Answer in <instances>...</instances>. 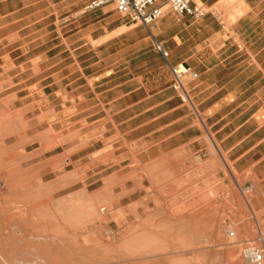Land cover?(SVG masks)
Here are the masks:
<instances>
[{
  "label": "crops",
  "instance_id": "1",
  "mask_svg": "<svg viewBox=\"0 0 264 264\" xmlns=\"http://www.w3.org/2000/svg\"><path fill=\"white\" fill-rule=\"evenodd\" d=\"M229 1L195 0L209 9L204 17L179 21L167 9L149 26L113 3L81 10L69 14L61 41L43 49L27 43V3L0 0V116L9 115L0 127L22 135L33 103L29 135L38 137L32 142L40 161L48 153L54 162L80 144L42 150L53 142L42 139L48 130L79 132L87 148L111 146L124 168L137 160L177 167L171 158L181 152V168H209L264 212V0ZM155 41L169 50L170 64L198 72L187 82L193 106L172 87ZM42 104L49 121H41Z\"/></svg>",
  "mask_w": 264,
  "mask_h": 264
},
{
  "label": "rangeland",
  "instance_id": "2",
  "mask_svg": "<svg viewBox=\"0 0 264 264\" xmlns=\"http://www.w3.org/2000/svg\"><path fill=\"white\" fill-rule=\"evenodd\" d=\"M23 1L32 23L27 43L44 49L61 41L69 14L81 11L89 0ZM233 11L241 13L239 7ZM34 107L27 103L22 135L0 127V264H144L161 252V264H179V258L181 264H249L244 256L248 245L242 241L260 243L264 212L247 194L242 197L234 182L225 184L209 168H181V152L171 158L177 167L140 160L136 168L119 167L121 157L113 147L87 148L89 138L79 132H45L42 139L53 142L42 150L66 146L73 139L80 144L54 162L48 153L40 161L32 142L38 137L29 135ZM41 107V121H49L50 112ZM8 117L1 115L0 125ZM81 148L84 157L71 159ZM229 229L238 242L231 243ZM41 240L75 251L66 255L62 248L63 256L54 262L39 256Z\"/></svg>",
  "mask_w": 264,
  "mask_h": 264
},
{
  "label": "built area",
  "instance_id": "3",
  "mask_svg": "<svg viewBox=\"0 0 264 264\" xmlns=\"http://www.w3.org/2000/svg\"><path fill=\"white\" fill-rule=\"evenodd\" d=\"M109 3L116 6L118 12L131 15L135 21L146 26L163 16L167 9H171L180 21L184 16H190L198 20L208 14L209 9L195 0H89L83 7V12L92 11L103 7ZM156 49L162 54L169 64L172 74V87L178 93L181 101L193 106L192 97L187 82L198 77V72L185 63L170 64V52L161 42L155 41ZM66 161H69L68 159ZM228 235L231 243H236L237 235L233 229H229ZM259 241L253 242L251 239H244L242 242L248 246L244 250V256L249 264L264 263V230L259 228Z\"/></svg>",
  "mask_w": 264,
  "mask_h": 264
},
{
  "label": "bare ground",
  "instance_id": "4",
  "mask_svg": "<svg viewBox=\"0 0 264 264\" xmlns=\"http://www.w3.org/2000/svg\"><path fill=\"white\" fill-rule=\"evenodd\" d=\"M92 200V199H91ZM92 203V202H91ZM94 214V213H93ZM95 214H96V212H95ZM101 214V213H100ZM164 215V214H163ZM94 216H96V215H94ZM100 218H101V216H100ZM179 223L180 224V227H181V221H176L175 222V224L176 223ZM4 224V223H3ZM14 225V224H13ZM1 226V225H0ZM5 226V225H4ZM15 226V225H14ZM19 226V225H18ZM17 227V226H16ZM180 227H178V228H180ZM4 228V227H3ZM176 228V227H175ZM58 231H60L59 229H57ZM179 230V229H178ZM63 231V230H62ZM180 231V230H179ZM28 232V231H27ZM59 233V232H58ZM44 236H47V235H44ZM57 236H59V235H57ZM141 236H145V237H148V235L146 234V233H143V234H141ZM141 236H137V237H135V239H139ZM49 237V236H48ZM60 238H61V236H59ZM155 237V236H154ZM153 237V238H154ZM1 238V237H0ZM51 238V241L54 239V237H53V239H52V237H50ZM57 238V237H56ZM63 238H65V237H63ZM157 238V237H156ZM47 239V238H46ZM45 239V240H46ZM2 240V239H1ZM37 240V239H36ZM43 240V239H42ZM41 240V242H40V244H39V247H37V248H39V256H40V254H44V255H46L47 256V258H48V256H49V258L51 257L53 260H54V262H55V260L57 259V260H59L58 258H60L61 256H63V255H60L61 253H62V251H63V249H66V250H64V252H65V254L67 255L68 253H70V254H73V251H75L72 247H68L67 246V244L65 245V244H63V245H61V243L60 244H57V241H56V243H51V242H48V241H50V240H48V241H42ZM55 240H57V239H55ZM63 239H61V241H62ZM65 240V239H64ZM55 242V241H54ZM166 243V242H165ZM70 245V244H69ZM2 246V245H1ZM0 246V247H1ZM5 246H6V244H5ZM2 248V247H1ZM54 248V249H53ZM63 248V249H62ZM146 248H147V246H146ZM75 249H77V248H75ZM1 250V249H0ZM150 250V249H149ZM53 251H55L54 253H53ZM71 251V252H70ZM56 252H59V254L58 253H56ZM158 253V252H157ZM3 254V253H2ZM70 254H69V256H68V258L69 257H71L70 256ZM90 255V254H89ZM165 255V253H159V254H156V260L155 261H153V262H145L146 264H161V261L160 260H158L159 258H162L163 256ZM36 256V255H35ZM0 257H3V256H1V253H0ZM44 257V256H43ZM26 259H28L27 257H25ZM46 258V259H47ZM86 258H88V257H86ZM176 258V257H175ZM41 259V258H40ZM89 260H90V258H88ZM95 259V258H94ZM30 260V259H29ZM61 260V259H60ZM178 262H179V264H181V259L179 258V259H176ZM2 261V260H1ZM31 261V260H30ZM48 261V260H47ZM46 261V262H47ZM94 260H92L91 262H93ZM101 261V260H100ZM149 261H151V260H149ZM49 262V261H48ZM90 262V263H91ZM98 262V261H97ZM103 262V261H102ZM123 262V261H122ZM52 263H53V261H52ZM56 263H60L59 261H57ZM87 263H89V261H87ZM94 263H96V262H94ZM93 263V264H94ZM99 263V262H98ZM97 263V264H98ZM108 263H110L111 264V262H108ZM144 263V264H145ZM39 264V263H38ZM45 264V263H44ZM47 264H49V263H47ZM69 264V263H68ZM92 264V263H91ZM139 264H141V263H139Z\"/></svg>",
  "mask_w": 264,
  "mask_h": 264
}]
</instances>
